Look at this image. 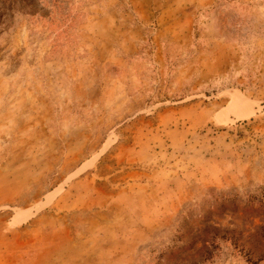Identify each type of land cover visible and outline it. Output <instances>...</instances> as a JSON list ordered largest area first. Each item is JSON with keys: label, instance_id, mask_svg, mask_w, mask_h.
I'll use <instances>...</instances> for the list:
<instances>
[{"label": "rangeland", "instance_id": "374dc122", "mask_svg": "<svg viewBox=\"0 0 264 264\" xmlns=\"http://www.w3.org/2000/svg\"><path fill=\"white\" fill-rule=\"evenodd\" d=\"M0 264H264V0H0Z\"/></svg>", "mask_w": 264, "mask_h": 264}]
</instances>
